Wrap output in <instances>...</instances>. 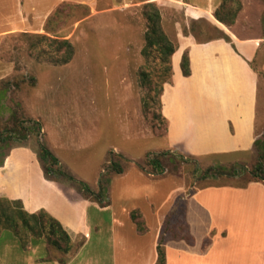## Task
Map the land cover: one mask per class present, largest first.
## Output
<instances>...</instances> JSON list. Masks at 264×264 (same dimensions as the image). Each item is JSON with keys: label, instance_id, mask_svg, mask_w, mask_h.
<instances>
[{"label": "rangeland", "instance_id": "obj_1", "mask_svg": "<svg viewBox=\"0 0 264 264\" xmlns=\"http://www.w3.org/2000/svg\"><path fill=\"white\" fill-rule=\"evenodd\" d=\"M123 1L96 0L92 9L83 4L61 2L39 20L30 17L28 30L0 37V129L9 124L12 113L19 120H32L38 124L39 137L34 136L29 125V137L19 145L34 155L40 171L42 168L37 155L39 141L58 159L64 171L91 192L102 193L103 199L108 202L106 207L93 202L88 210L89 223L93 227L98 223L99 232L93 234L86 244L82 240L80 244H73L66 256L40 238L28 236L25 247H21L18 238L9 231L0 237V245L15 238L20 250L38 248V255L59 264H138L139 260L132 258L131 250L119 251L122 243L124 248H140L141 245L146 248L158 232L150 229L152 234L144 235L141 241H134L137 237L129 234L127 228L117 229L111 225L113 213L121 214L122 207L132 209L144 196L150 200L152 207L148 208L149 212L143 204L140 207L145 211L148 225L154 226L155 218L163 215L165 195L169 196V192L172 201H180L185 195L208 186L235 187L248 180V175L240 178L228 172L233 163L250 169L257 154L254 148L246 154L237 155H184L192 158L186 164L166 158L163 160L165 172L162 175L154 177L145 173L144 170L151 171L145 160L148 154L169 150H166L165 144L166 128L161 118L159 87L152 80L154 85L151 90L148 89L139 76L146 65L141 55L146 30L142 16L143 0H127V4ZM238 1L241 9L232 26L238 27V31L241 30L238 24L252 29L254 25L259 26V33L263 35L262 0ZM55 11H58L57 22L47 32L46 21ZM166 19L170 25L173 22L180 24L182 34L192 35L196 41L219 38L222 34L227 36L226 29L232 27L222 24L225 28H220L215 23L185 20L176 11L167 13ZM169 31L173 39L175 33ZM42 35L68 40L73 47L71 60L64 65H53L47 61L45 54L39 55L40 50H33L32 46ZM44 50L49 51L47 48ZM256 65L255 62L253 66ZM151 66L146 69L150 78L154 75ZM257 126L255 141L262 143L264 150L262 78L257 96ZM16 146L15 142L2 144L0 154L8 155ZM112 162L124 169L122 174L111 173ZM217 166L227 170V173L218 175L208 172V169ZM130 170L133 178L132 175L129 178L135 183L138 173L147 179H143L145 183L134 191L137 202L127 197L124 204L123 199L113 196V191ZM57 183L74 190L67 182ZM143 188L151 190L150 196L143 193ZM208 208L211 210L212 205L209 204ZM178 213L162 225L161 233L164 230L168 238L170 234H175L186 239V234H181L184 226ZM196 218L205 226L211 223L210 212L202 216L196 213ZM199 234L200 231L195 232V235ZM193 238L195 242L201 240ZM251 239L252 245H255V236ZM202 244L204 246V242Z\"/></svg>", "mask_w": 264, "mask_h": 264}, {"label": "crops", "instance_id": "obj_2", "mask_svg": "<svg viewBox=\"0 0 264 264\" xmlns=\"http://www.w3.org/2000/svg\"><path fill=\"white\" fill-rule=\"evenodd\" d=\"M65 1L87 5L91 9L96 4V0H0V37L28 30L30 17L39 20ZM141 2L154 3L159 9L163 32L173 30L175 33L173 39L171 31L165 34L174 42L175 50L170 59L171 79L163 85L160 96L161 115L166 121V150L194 157L250 152L257 139L258 72L264 73V34L259 33V26L254 25L252 29L238 24L239 31L236 26L226 29L229 42L221 38L196 41L192 35L182 34L180 24L173 22L170 25L166 14L176 11L185 20L215 23L221 28L224 26L214 19L213 13L222 0ZM185 51L190 70L187 77L180 70ZM40 170L31 152L21 147L13 148L0 167V198L20 201L28 213L44 210L62 225L72 245L80 244L81 240L86 244L99 232L98 223L94 227L89 223L88 210L93 202L67 186L45 179ZM131 175L133 178L132 170L113 191V196L123 199L124 204L127 197L137 202L135 190L145 183L143 179H147L138 173L135 183L129 178ZM142 191L150 196L149 188ZM171 195L170 192L169 196L165 195L163 215L155 218L154 226L148 225L145 211L140 207L143 204L148 212L152 207L144 196L132 209L122 207L121 214L113 213L111 225L117 229L127 228L129 234L137 237L134 241L152 234L150 229L158 232L159 237L162 225L166 220L170 222L173 211L180 208V221L190 241L182 237L168 238L165 234V264H264L263 183L251 182L243 188L206 187L185 195L180 201H172ZM135 210L142 215L144 233L137 231L130 218V213ZM207 212L211 213V223L205 226L196 218V213L202 216ZM197 231H200L199 235H195ZM5 232H1L0 237ZM157 234L146 248L142 245L124 248L122 243L119 251L131 250L132 258L139 260L138 264H154ZM253 235L255 245H252ZM193 237L201 240L195 242ZM13 239L0 245V264H59L38 255V248L20 250L17 240Z\"/></svg>", "mask_w": 264, "mask_h": 264}, {"label": "trees", "instance_id": "obj_3", "mask_svg": "<svg viewBox=\"0 0 264 264\" xmlns=\"http://www.w3.org/2000/svg\"><path fill=\"white\" fill-rule=\"evenodd\" d=\"M240 9L241 4L238 0H222L220 5L214 11L213 17L219 23L229 27L233 25L236 15L239 13ZM142 16L146 23V30L143 35L144 45L141 49V55L145 59L146 65L139 72V76L141 83L144 86H147L150 90L154 85L152 80L156 82V86L159 87L158 94L160 97L163 85L169 83L171 79L170 59L175 50V44L163 32L160 23L159 9L154 3H145L142 6ZM56 18H58V11H55L52 16L47 19L45 25V30L47 32L51 29V25H54L57 22ZM219 38L229 42V38L226 35L222 34V37ZM32 47L33 50H40L39 55L45 54L48 59L47 61L53 65H64L71 60L73 55V47L68 40H62L56 37L50 38L46 35L39 36L36 43ZM46 48L49 49V51L44 50ZM150 64H152L151 68L154 69V75H151V78L150 73L146 71ZM180 70L183 76L187 77L190 75L187 51H185L182 55ZM258 74L260 79H264V73L258 72ZM159 106L161 109L160 101ZM161 118L165 122L166 128V121L162 115ZM29 125H31L30 128L33 129L34 136L39 137L40 127L38 124L34 123L32 120H19L16 115L12 113L9 116V124L0 129V149L2 144L6 145L7 143L13 142L18 144L16 147H20L19 144L26 141L29 137ZM37 143L38 160L45 179L57 182H67L77 193H79L81 197L92 202H96L100 205V207H106L108 205V202L103 199L102 193H93L81 182L72 178L61 168L58 159L50 152V150L46 146L42 145L40 141ZM259 143L260 142L257 141L254 142L253 148L257 154L255 162L250 169H247L243 164H232L228 172L230 175L239 176L240 178L243 175L249 176L248 180H244L241 184L234 185L235 187L243 188L251 182L264 184V150L262 149V143ZM237 154L239 153L230 155ZM6 155L7 153L0 154V166L3 164V160ZM166 158L168 160L175 159L177 163L185 164L192 159L191 157L186 158L184 155L169 151H164L158 154H148L145 160L146 164L150 166L151 171L144 170L145 173L152 174L154 177L162 175L165 172L163 160ZM110 165V171L112 174L120 175L123 173L124 169L120 165L115 164L114 162ZM141 169L143 170L142 167ZM209 171H213L218 175H225L227 173V170L220 166H217L214 169H208V172ZM242 180L243 179H241V181ZM176 212H179L178 215L180 216L181 210L176 211L175 209L172 213L173 216ZM130 218L135 224L138 232L144 233L146 231L142 215L138 210L132 211L130 213ZM167 222L169 221L166 220L165 223ZM5 230L11 232L16 238H18L21 247H25L28 236L32 238L44 239L48 246L60 252L64 256L68 255L73 247L70 237L62 225L44 210H40L35 213H28L23 209L20 201L0 198V234ZM184 231L185 229L183 227L181 234ZM165 234L167 233L163 230L161 235L158 237L156 245L157 258L154 264H165V253L163 248ZM170 237L173 239L179 238L176 237L175 234L170 235ZM187 237L188 236L186 235V239H183L187 241Z\"/></svg>", "mask_w": 264, "mask_h": 264}]
</instances>
